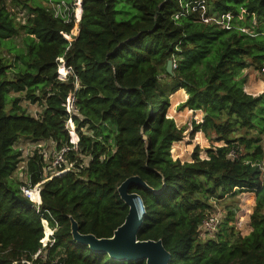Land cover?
Listing matches in <instances>:
<instances>
[{
	"label": "trees",
	"instance_id": "trees-1",
	"mask_svg": "<svg viewBox=\"0 0 264 264\" xmlns=\"http://www.w3.org/2000/svg\"><path fill=\"white\" fill-rule=\"evenodd\" d=\"M121 1L83 0L78 32L67 39L74 23L56 17L49 0H0V48L25 33V49L11 47L21 61L17 71L0 56V264H146L94 252L71 231L74 218L82 233L112 237L130 210L117 188L138 175L148 185L129 187L146 209L138 237L161 239L169 264H264V92L248 93L241 77L251 66L264 75V0H204L207 15H234L230 29L188 10L200 0H125L135 10L130 18ZM12 7L27 11L23 22ZM62 57L72 68L65 79ZM169 59L177 65L172 74ZM180 87L189 95L183 106L206 112L192 121L191 136L202 131L225 142L206 157L198 146L191 161L172 156L188 129L168 117L170 95ZM13 93L42 111L27 112ZM72 94L75 145L67 128ZM21 137L53 142L54 151L70 147L67 162L51 168L71 163L69 171L51 177L43 148L26 158ZM22 162L27 181L15 175ZM37 183L42 203L27 206L18 199L29 200L21 188ZM242 192L256 194L250 232H236V211L228 208L218 230L206 233L204 219L218 211L213 201ZM43 218L55 232L46 246Z\"/></svg>",
	"mask_w": 264,
	"mask_h": 264
},
{
	"label": "rangeland",
	"instance_id": "rangeland-1",
	"mask_svg": "<svg viewBox=\"0 0 264 264\" xmlns=\"http://www.w3.org/2000/svg\"><path fill=\"white\" fill-rule=\"evenodd\" d=\"M42 4H45L46 0H38ZM126 4V1L123 0L120 2V6L124 7ZM126 11L128 12L126 14ZM124 18H130L135 14V10L132 11L130 9V6L126 4L124 11ZM118 18H121L122 16L118 15ZM76 33V32H75ZM24 37L25 33H21L17 35L16 37H13L8 41H5L3 44V47L0 48V56L5 54V56L8 57V59L11 61V63H14L12 65V69L14 71H17L18 66L21 65V61H17L15 59L16 53L12 52L11 47H15L18 49H25L24 47ZM24 66V64H23ZM249 74L252 77L256 78V80H259V77L262 78L264 75L254 67H250ZM255 72H257L255 74ZM262 75V76H261ZM13 95H17L22 97L21 105L27 109V112L31 113L32 115H39V113L42 111V106L40 103L37 102H30L28 99H26V96L21 93H13ZM12 95V96H13ZM186 98V90L183 88H178L177 91L172 93L170 95V108L168 111V117L174 118L176 125L183 127L186 126L188 128L186 130V136L179 140L178 142H174L172 145V156L174 159L180 158L182 161H191L193 158V153L195 150L200 147V155L202 157L207 156V149L211 148L213 146H219V145H225L224 141H215L213 136H206L202 131H198L196 134L191 136V130L193 128L192 121L196 120L197 122L200 121L202 116V111H194L190 109L188 106H183V103L185 102ZM11 104L8 103L6 106V110L8 113L11 112ZM43 142H41L42 144ZM17 146L23 151V156L28 157L34 152V149L36 147L35 141L33 142L31 139H28L26 137H21L19 142L17 143ZM42 148L46 150L47 153L50 154V156L47 158L48 164L51 161V156L54 152L53 150V144L51 142L45 141V144H43ZM236 150V149H235ZM242 150H240V154H242ZM24 166L21 164L16 170V176L20 177L21 179L27 181V173L24 171ZM24 194V193H23ZM255 203L256 198L253 193L250 194V192H242L241 194L237 196H227L226 198L220 199V201H213L214 207L217 208L218 211L215 213L219 214V216L224 218L225 215L228 213V208L234 209L236 211V217L231 222L232 225L236 228V232H239L241 234H248L251 230V227L249 225L250 222V216L253 213L255 209ZM214 213V214H215ZM218 230V227H217ZM214 232L206 231L208 234H213ZM46 235V232H45ZM45 238V237H44Z\"/></svg>",
	"mask_w": 264,
	"mask_h": 264
},
{
	"label": "water",
	"instance_id": "water-1",
	"mask_svg": "<svg viewBox=\"0 0 264 264\" xmlns=\"http://www.w3.org/2000/svg\"><path fill=\"white\" fill-rule=\"evenodd\" d=\"M174 69L173 60L167 62V71L172 74ZM206 115V112L203 116ZM144 132V129H142ZM132 185L148 187L146 182L138 175L124 180L118 190L122 200L129 206V213L125 221L118 226L112 237H97L94 234H84L78 229V221L71 218V231L74 240L88 245L94 252H106L113 260H127L139 262L145 260L146 264H169L172 254L166 250L162 240L140 239L139 229L146 215L140 194L130 192ZM27 206L32 207L33 202L19 198Z\"/></svg>",
	"mask_w": 264,
	"mask_h": 264
},
{
	"label": "built area",
	"instance_id": "built-area-1",
	"mask_svg": "<svg viewBox=\"0 0 264 264\" xmlns=\"http://www.w3.org/2000/svg\"><path fill=\"white\" fill-rule=\"evenodd\" d=\"M83 0H71V1H66V0H60V1H53V0H49V6H51L52 11L54 12V15L56 17H60L64 19V22L70 23L73 22L74 23V31L71 34L68 33H64L65 37L67 39H70L73 35H76L78 32V24L79 21L82 18V13H83ZM207 2H205L204 0H200V1H195L191 4H187V8L188 10H193L195 11H199L201 13V20L204 23L207 24H217L220 27H224L227 29L233 28V18L234 15L230 12L227 13H222V14H218L216 16H209L207 15V11H208V6H207ZM13 11H15L17 13V19L21 20L22 22L25 20L26 18V13L27 11L25 9H21L18 7H12ZM184 11V10H182ZM180 12L178 14H175V17H180L181 15H184L185 12ZM254 24H257L256 19L253 20ZM243 30L249 33H252L253 30L250 27H243ZM76 32V33H75ZM60 64H59V77L62 79H65L71 72H72V68L71 67H66L62 61H63V57L59 59ZM174 68H176V64H174ZM76 96L75 94L70 95L68 97V100L66 102V108L67 111L70 115L69 119L67 120V128L70 130L71 132V143L73 145H75L78 140H79V135L77 133V130L75 129V125H74V121L72 119V115L78 111V108L76 107ZM203 118V117H202ZM202 118L200 119V121H202ZM45 144V141H43ZM43 144H35L36 147H40L42 148ZM44 150V149H43ZM70 147L68 146H64L62 147L60 150H55L51 156V161L49 163V168L48 170H52L51 168H55L56 165L62 163V162H67L66 159V155L67 153L70 151ZM45 151V159L47 160V158L50 156L49 153ZM230 155H234L236 157H238V154L236 153V151L232 150L230 152ZM49 160V159H48ZM47 160V161H48ZM23 165H25V162H22ZM72 166L71 163L68 164V166H66L64 169L62 170H56L53 172V174L51 175V177L55 176V175H60L63 173H66L67 171H69L70 167ZM24 167V166H22ZM40 184L41 183H37L35 184V186L33 187H27V186H22V192L24 193V195L31 200L34 204L40 205L42 203V198H41V191H40ZM37 191L38 195H39V199H33L32 197V192L33 191ZM221 222V217L219 216V214L215 213V214H211L208 215L203 223H202V227L205 228V230L210 231V232H214L215 230H217L218 225ZM43 225H44V232H46V227H48L49 230V235H48V240H44V238L42 239V243L44 246H46L48 243L53 242L52 238L54 236V230L49 226V221L46 218H43ZM40 251V250H39ZM39 251L37 252L36 257L39 255Z\"/></svg>",
	"mask_w": 264,
	"mask_h": 264
},
{
	"label": "crops",
	"instance_id": "crops-1",
	"mask_svg": "<svg viewBox=\"0 0 264 264\" xmlns=\"http://www.w3.org/2000/svg\"><path fill=\"white\" fill-rule=\"evenodd\" d=\"M251 67H254V66H251ZM249 69H251L250 67H247V68H245L244 70H243V73H242V75H241V77L242 78H244V83H245V85H244V87H245V90L248 92V93H250V94H252V95H254V96H259V94H261V93H263L264 92V77L262 76V78L261 77H259V80L257 81L256 80V78H254V77H252L251 75H248L249 74ZM257 72H255V74H256ZM180 88H183V87H180ZM183 89H185V88H183ZM186 90V89H185ZM188 92H187V90H186V98H185V101L187 100V98H188ZM203 112V111H202ZM203 114L204 113H202V116H201V118L202 117H204L203 116ZM41 142H43V141H37V142H35V144H41ZM44 143V142H43ZM42 143V144H43ZM52 144H53V142H51ZM251 193H253V192H250V194ZM254 195H255V198H256V194L255 193H253Z\"/></svg>",
	"mask_w": 264,
	"mask_h": 264
},
{
	"label": "bare ground",
	"instance_id": "bare-ground-1",
	"mask_svg": "<svg viewBox=\"0 0 264 264\" xmlns=\"http://www.w3.org/2000/svg\"><path fill=\"white\" fill-rule=\"evenodd\" d=\"M38 196H39V195H38V192H37L36 190L32 192V197H33V199H35V200L38 199ZM48 235H49V233L47 234V240H48ZM45 241H46V240H45Z\"/></svg>",
	"mask_w": 264,
	"mask_h": 264
}]
</instances>
